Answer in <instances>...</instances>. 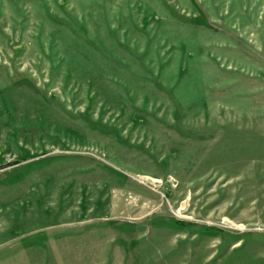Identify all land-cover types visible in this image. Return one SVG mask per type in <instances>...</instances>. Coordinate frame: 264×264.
<instances>
[{
	"label": "rangeland",
	"instance_id": "obj_1",
	"mask_svg": "<svg viewBox=\"0 0 264 264\" xmlns=\"http://www.w3.org/2000/svg\"><path fill=\"white\" fill-rule=\"evenodd\" d=\"M0 264H264V0H0Z\"/></svg>",
	"mask_w": 264,
	"mask_h": 264
}]
</instances>
